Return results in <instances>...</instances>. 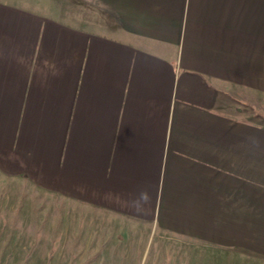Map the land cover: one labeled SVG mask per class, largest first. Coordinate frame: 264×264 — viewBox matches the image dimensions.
I'll list each match as a JSON object with an SVG mask.
<instances>
[{
    "label": "crops",
    "instance_id": "obj_1",
    "mask_svg": "<svg viewBox=\"0 0 264 264\" xmlns=\"http://www.w3.org/2000/svg\"><path fill=\"white\" fill-rule=\"evenodd\" d=\"M60 12L0 0V175L117 220L111 264H264V0Z\"/></svg>",
    "mask_w": 264,
    "mask_h": 264
},
{
    "label": "rangeland",
    "instance_id": "obj_2",
    "mask_svg": "<svg viewBox=\"0 0 264 264\" xmlns=\"http://www.w3.org/2000/svg\"><path fill=\"white\" fill-rule=\"evenodd\" d=\"M47 1L61 5L67 12L60 15L69 22L87 19L86 0ZM259 103L256 113L261 109ZM240 107L249 116L253 114V107L243 102ZM131 227L138 235L144 231L139 225L128 229ZM117 232V220L111 216L96 214L83 204L0 175V264H111L110 258L103 255L109 242L99 236ZM132 243L135 254L121 258L128 261L124 264H167L165 261L170 259L153 258L151 240ZM145 243L147 248L141 256L140 248ZM111 260L117 263L120 259Z\"/></svg>",
    "mask_w": 264,
    "mask_h": 264
}]
</instances>
